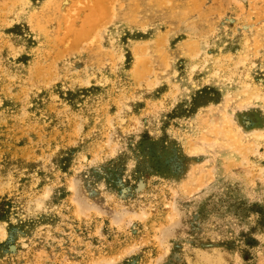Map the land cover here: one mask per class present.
Masks as SVG:
<instances>
[{"label":"rangeland","instance_id":"obj_1","mask_svg":"<svg viewBox=\"0 0 264 264\" xmlns=\"http://www.w3.org/2000/svg\"><path fill=\"white\" fill-rule=\"evenodd\" d=\"M0 264H264V0H0Z\"/></svg>","mask_w":264,"mask_h":264},{"label":"trees","instance_id":"obj_2","mask_svg":"<svg viewBox=\"0 0 264 264\" xmlns=\"http://www.w3.org/2000/svg\"><path fill=\"white\" fill-rule=\"evenodd\" d=\"M4 204H0V218H2V213H3V209H4Z\"/></svg>","mask_w":264,"mask_h":264}]
</instances>
